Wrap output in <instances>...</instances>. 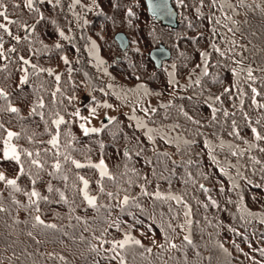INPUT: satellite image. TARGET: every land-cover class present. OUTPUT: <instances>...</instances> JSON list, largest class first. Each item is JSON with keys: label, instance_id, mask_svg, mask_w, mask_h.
<instances>
[{"label": "snow or ice", "instance_id": "obj_1", "mask_svg": "<svg viewBox=\"0 0 264 264\" xmlns=\"http://www.w3.org/2000/svg\"><path fill=\"white\" fill-rule=\"evenodd\" d=\"M177 2L182 7L189 6L185 0H177ZM92 3L95 5L96 0H92ZM45 5L56 8L61 5V0H24L23 6L36 14L38 17L36 23L39 24L40 21L46 19L42 11ZM76 6H81L87 11L91 10L83 5L81 0H72L68 8L71 11ZM12 7L19 9L21 5L13 3ZM192 7L198 17L209 22L210 36L208 48L199 52L200 62L196 63L188 72L187 83L180 84L176 72L177 64L173 63L167 80L171 89L170 98L166 102L160 101L156 106L152 105L151 98L160 97L163 93L153 91L147 84L141 83L135 89L127 90L117 89L113 84L106 86L111 90L112 95L130 107L127 119L131 123L128 127L143 133L154 157V159L147 158L145 142L141 141L138 136H133L128 138L129 143L123 148L121 163L114 170L106 162L103 141H96L100 156L94 161L92 159L93 148L88 144H83L81 137L77 136L72 129V125H76L82 137L89 140L93 137L98 138L100 134L109 129L110 125L115 127L118 123L117 118L105 115L104 119L107 123L101 121L100 127L94 126L92 121L98 118V109H113L114 105L107 100L100 102L95 96H91L90 98L85 97V99L95 102L94 106L92 104L84 105L88 109L87 116L82 115L80 107L69 111L68 107L75 101H79L80 97L75 94L65 95L61 87V75L52 68L40 66L32 59V57L49 54L51 51L49 45L43 40L34 39L35 25L12 19L7 0H0V73H7L11 64H18V70L22 72L18 88L28 84L32 78L40 81L34 85L35 98L31 102L29 117L38 116L44 125L43 133L24 126V122L28 121V118L21 115L20 107L10 99V92L0 86V164L7 161L16 166L15 172L11 176L7 174L6 170H0V186H2L0 188V213L10 211L9 207H5L2 202L3 199H8L11 204L28 212L34 221L33 228L41 226L45 229L61 231L62 228H59L57 224L46 223L41 218V204L68 205L70 212L67 218L69 221L73 219L76 221L74 224L69 223L68 227L73 229L82 227L84 232L90 233L92 240L96 241L95 243L89 242L92 252L97 255L103 253V258L108 260L109 264L111 261H116L117 264H128L129 255L135 259L137 248L143 249L138 253L141 257H144L145 253L149 255L153 253L152 247L146 246L141 239L132 234L134 230H138V226L144 225L141 216H146L153 224L159 223L163 234V243H158L155 239L151 242L163 252L179 250L185 242L187 245L193 244L192 227L194 222L199 223V221L193 219L194 209L188 199V187L191 186L193 189L198 187L205 194L210 193L211 189L200 181L201 179L209 180L211 173L198 172L196 174L188 170L183 181L185 190L179 193L172 190L171 176L176 167L189 168L196 164L199 168V160L192 159L193 154L197 157L200 155L193 149V146L198 143L197 138L203 140V147L207 150V155L212 162L211 166L216 167L219 173L231 182L229 191L240 189L241 185L237 182V177L252 184V181L241 171V168L249 166L248 163L243 165L232 163L231 158L235 157L239 161L252 150H258L259 153L264 154V59L256 66H253L255 61L248 62L249 58L245 56V52L249 51L248 46L236 39V35L241 29L239 21L234 19V15L240 14V8L252 11L259 9L264 14V0H259L258 3L256 0H253V3H248L247 0H237V2H233V0H194ZM205 8L208 10L207 15L203 11ZM127 14L129 17L135 15L131 8L128 9ZM84 23H87V20ZM10 25H19L25 35L14 34ZM58 34L69 42L73 39L63 30H60ZM5 37L15 43L6 46ZM24 42H26L25 49L29 52L27 58L25 55H21L17 48L18 44ZM37 43L40 47H36ZM54 48L59 50L63 48V45L57 42ZM97 48L96 42L92 41L88 49L89 55L97 61L94 66L98 70L102 69L105 75H111L105 67L106 61L97 55ZM76 51L79 52V48ZM179 55L185 61L191 59L183 52ZM61 59L68 66L67 72L70 80L74 71L72 61L67 55H62ZM77 63H79V59ZM181 67L187 68L188 64L182 63ZM222 72L231 75L230 84L227 83V76H222ZM45 73L53 77V86H48L45 81L41 80L42 74ZM88 75L87 72L84 73L85 77ZM4 78L7 79V77ZM136 79L139 80L140 77H136ZM211 85H219L222 90L216 94L212 91ZM71 86L73 90L77 87L74 82H71ZM181 89L185 93L189 89H193V94L180 95L176 99L196 101L207 106L210 117L206 121L198 118L196 114H190L185 110L183 104L174 103L171 93ZM99 91L104 96L110 94L105 90V87H100ZM45 94L51 96V100L47 104L45 103ZM65 100L67 104L64 103ZM246 100L248 108H251L256 114L255 120L245 110ZM226 104L230 105L231 111L225 107ZM138 111L142 112L143 116L137 115ZM4 114L17 118L21 123V130L16 131L7 126L11 121L4 120L2 118ZM181 120L183 123L180 122ZM206 128L212 131L206 134L202 131ZM245 128L250 130V138L247 135H242ZM225 132L227 136L233 138V141L223 138ZM43 136L47 138H41ZM113 138H116L115 133H113ZM133 139L135 144L131 143ZM22 140L27 141L31 147H25L21 143ZM234 141H240L247 147H241L240 143ZM159 142L175 147L181 157L179 163L172 159L170 153L159 150ZM218 153H223L222 158ZM141 157H145L141 168L151 166V179L149 175L142 172L141 168L137 167V162ZM248 160L253 173L258 171L264 174V156L258 158L257 155H250ZM165 161L170 162L173 167H167ZM157 165H161L159 171H157ZM231 169L236 170L235 176L232 175ZM81 170H88V173L82 174ZM89 174L95 175L96 179L89 178ZM261 178L264 179V175ZM157 179L166 181L169 185L168 190H161L160 185L154 183ZM53 181H57L61 186H57ZM39 183L43 184L48 194L41 192ZM218 183L219 191L223 193L225 191L224 182L220 180ZM93 184L96 185L95 189L92 188ZM149 186H151V190ZM255 186L261 187L259 184ZM134 189H139V191H134ZM5 191H7V196H5ZM67 193H71V198ZM16 194L26 197V202L18 199ZM227 203L238 206L239 220L243 222L242 226L247 227L253 220L264 224V212L252 211L245 204L242 194H238L237 200H233L231 197L227 198ZM197 205L204 210L210 207L216 209L221 207L211 195H207V202L197 200ZM79 207H83L85 213L91 209L95 215L91 217L87 215L73 216ZM199 207L196 209L197 211H199ZM123 217H131L132 222L129 223ZM203 219L211 225L212 222L206 211L203 214ZM153 224H149L147 231H141L140 234L147 236L152 232ZM220 226L216 225L217 228ZM110 229L120 233V238L112 236ZM228 230L237 236L243 235L238 228L231 225ZM181 232L184 233L182 241L181 244H177L174 242V238L179 237ZM28 235L33 237L31 231L28 232ZM64 235H68V233L64 232ZM110 236L111 239H109ZM79 238L81 240L88 239L83 235V232ZM36 242L40 243L39 240ZM232 243L235 244V241ZM104 245H108V247H104ZM219 247L224 252H228L223 243H220ZM236 247L239 248V245ZM240 250L243 251V249ZM255 251H259L260 255L264 256V248L255 249ZM49 255L52 256V254ZM156 255L160 257L161 253L158 252ZM54 258L67 264L66 258L62 255ZM170 259H174V257H170ZM251 259L254 264H262L260 261H255V257H251ZM95 264H99V260H96Z\"/></svg>", "mask_w": 264, "mask_h": 264}, {"label": "trees", "instance_id": "obj_2", "mask_svg": "<svg viewBox=\"0 0 264 264\" xmlns=\"http://www.w3.org/2000/svg\"><path fill=\"white\" fill-rule=\"evenodd\" d=\"M193 2L194 0H185V3L189 5L185 8L177 0L173 1V5L178 12L179 25L177 28H170L157 22L149 14L145 0H96L95 5H93L92 0H81L83 5L91 9L90 11L85 10L81 6H76L70 11L68 5L72 3V0H61V5L56 8L51 5H45L42 8L46 19L40 21L39 24L36 23L38 19L36 14L23 6L24 0H7L11 18L22 23L26 22L35 25L34 39L37 41L43 40L51 49L49 54L32 57L33 62L46 68L56 69L62 67L60 72L61 87L65 95L75 94L80 97V100L75 101L73 105L68 107V110L72 111L75 107H80L82 115L88 113V109L84 106L85 104L95 103L90 99H85V97L95 96L98 101L106 97L99 91L100 87H106V82L100 71L94 66L95 64L87 51L88 45L93 40L97 42L100 54L108 62L113 80L128 89H135L137 85L144 83L153 91L161 92L164 95L170 93L171 89L167 84V80L168 72L172 71L171 65L173 63L177 64L176 72L179 81L182 82L187 78L189 70L200 62L199 52L208 48V38L210 36L209 22L196 15L192 7ZM233 2H237V0H233ZM13 3H18L21 7L19 9L13 8ZM129 8L135 13L134 16H128ZM203 11L205 15L208 14L207 8L203 9ZM79 12L85 17L87 23L78 25L77 13ZM239 13V15H234V19L239 21L241 29L237 33L236 39L248 46L249 51L245 52V56L249 58L248 62L255 61L253 66H256L264 59V14L259 9L252 11L246 8H240ZM52 21H55V23H52ZM10 28L14 34L25 35L19 25H10ZM60 30H63L66 35L73 38L71 42L59 36ZM118 32H124L130 38L131 45L125 53L121 52L114 39ZM5 39L7 41L6 46L15 43L8 37H5ZM57 42L63 45L62 49L54 48ZM25 44L26 42L18 44L17 48L19 53L27 58L29 52L25 49ZM160 45H165L171 51L172 59L169 62H165L161 69H157L150 59L149 53ZM36 47H40V45L37 43ZM77 48H79V52L76 51ZM181 52L185 53V56L191 57V59L185 61L179 55ZM13 55L15 56V54ZM62 55H67L72 61L74 71L70 80L67 72L68 66L63 63ZM78 59L79 63H77ZM185 62L188 67L182 68L181 65ZM18 69V64H11L7 73H0V86L5 87L10 92V99L16 106L20 107L21 115L28 118V121L24 122V126L43 133L44 125L40 118L38 116L29 117L32 107L31 102L35 98L34 85L40 81L32 78L28 84L21 85L18 88L17 85L22 76V72ZM85 72L89 74L88 77L84 76ZM222 76H227V83H231L232 77L230 74L222 72ZM4 77H7V79ZM136 77H140V79L137 80ZM41 80L45 81L48 86L54 85L53 77L48 76L46 73L42 74ZM71 82L77 85L75 90H73ZM211 88L216 94H219V91L222 90L219 85H211ZM192 94L193 89H189L186 93L181 89L175 92L172 98L174 103L183 104L185 110L189 111L190 114H196L198 118L206 121L210 117V111L207 106L196 101L176 99L180 95L188 96ZM50 100V94H45V103L47 104ZM64 103L67 104V101L65 100ZM247 105L248 101L246 100L245 110L255 120L257 118L255 112L248 108ZM225 107H228L230 111L232 110L229 104H226ZM237 115L239 117V112ZM2 118L6 121H11L7 126L12 127L16 131L21 130V123L18 122L17 118H13L8 114H4ZM116 118L118 123L115 127L110 125L109 129L100 134L98 138L93 137L91 140L82 137L79 128L76 125H72L73 131L77 136L81 137L82 143L88 144L93 148L92 159L95 161L100 156L96 141L101 140L105 145L103 151L106 162L111 169L115 170L116 166L121 163L123 148L129 143L128 138L133 136H138L141 141L145 142L147 158L154 159L151 147L143 133L128 127L131 122L127 119V115L120 113ZM180 122L183 123L182 120ZM202 131L208 134L212 130L206 128L202 129ZM113 133L116 134L115 139L113 138ZM242 135H247L250 138V130L245 128ZM41 138L46 139L47 137L43 136ZM223 138L233 140L232 137L227 136L226 132L223 133ZM197 140L198 143L193 146V149L194 152H199L200 155L197 157L193 154L192 159L194 161L199 160V168L196 164L189 168L176 167L174 174L171 176L172 190L179 193L185 190L183 181L188 170L196 174L198 172L211 173L209 180L201 179L200 181L211 189L210 193L205 194L198 187L195 189L191 186L188 187V199L194 209L193 219L194 221H199V223L194 222L192 227L193 244L187 245L185 242L179 250L173 249L163 252L151 242L155 239L158 243H163V234L159 223L153 224L146 216H141L140 218L144 220V225L138 226V230H134L132 234L141 239L146 246L152 247L153 253L151 255L145 253V256L141 257L138 253L142 252L143 249L137 248L135 259L129 255L128 264H254L251 257H255V261H260L264 264V256H261L259 251H255V249L264 248V224H260L258 220H253L247 227L242 226L243 222L239 220L240 212L238 206L227 203V198L231 197L233 200H237L238 194H242L245 204L252 211L264 212V179L261 178L264 174L258 171L253 173L248 160L250 155H257L259 158L264 156V154L259 153L258 150H252L250 153H246L239 161L235 157L231 158L232 161L241 165L248 163L249 166L241 168V171L252 181V184H248L246 180L237 177V179H240L238 182L241 185L240 189L229 191L231 182L227 177L219 173L216 167L211 166L212 162L207 155V150L203 147V140L200 138H197ZM234 142L243 144L240 141ZM21 143L25 147H31L27 141L22 140ZM131 143L135 144V140H131ZM159 150L170 153L172 159L179 163L181 157L174 146L159 142ZM218 155L222 158L223 153H218ZM144 158H139L137 162L138 168H141ZM164 163L169 168L173 167L168 161ZM160 167L161 165L156 166L157 171L160 170ZM15 168L16 166L13 163L7 161L0 164V170H6L9 176L14 174ZM141 170L149 175L150 179L152 178L151 166H144ZM81 173L87 174L88 170H81ZM89 178L95 180L96 176L89 174ZM21 179L23 180V178ZM220 180L224 182L225 191L223 193L219 191L220 185L218 181ZM53 183L61 186L57 181H53ZM154 183H158L161 190H168L169 185L166 181L157 179ZM257 184L261 185V187H256L255 185ZM38 186L42 193L48 194L42 183H39ZM95 187L96 185L93 184L92 188L95 189ZM149 187L151 190V186ZM134 191H139V189H134ZM67 194L71 198V193ZM207 195H211L218 201L221 206L220 209L210 207L204 210L197 205V200L207 202ZM5 196H7V191H5ZM16 196L22 202H26V197L22 194H16ZM2 202L5 207H9L10 211L0 213V264H65L64 261L54 258L60 255L66 258L67 264H95L96 260H99V264H109V261L103 258V253L97 255L90 250L89 242L95 243L96 241L92 240L89 232H84L82 227L77 229L68 227L69 223H76L74 219L69 221L67 218L70 212L68 205L41 204V218L46 223H55L59 228H62L61 231H55L41 226L33 228L32 224L34 221L28 212L19 206L11 204L8 199H3ZM77 203H79L78 200ZM198 207L199 211L196 210ZM205 211L212 222L211 225L203 219ZM77 215L91 217L95 213L91 209L85 213L83 207H79L73 213V216ZM123 219L128 220L129 223L132 222L131 217H123ZM149 224H153L152 232L148 233L147 236H142L140 234L141 231H147ZM218 224L221 225L219 228L216 227ZM229 225L238 228L243 235L237 236L229 231ZM29 231L33 233L35 239L28 235ZM109 231L112 236L120 238V233H116L112 229ZM64 232H67L68 235H64ZM81 232L88 239L81 240L79 238ZM183 234L181 232L179 237H175L174 242L181 244ZM111 238L110 236L109 239ZM37 240L40 243H37ZM233 241H235V244L232 243ZM220 243H223L224 247L228 249L227 253L219 247ZM236 245H239V248ZM104 247H108V245H104ZM240 249H243V251ZM158 252L161 253L160 257L156 255ZM49 254H52V256L50 257ZM170 257H174V259H170ZM111 264H117V262L111 261Z\"/></svg>", "mask_w": 264, "mask_h": 264}, {"label": "water", "instance_id": "obj_3", "mask_svg": "<svg viewBox=\"0 0 264 264\" xmlns=\"http://www.w3.org/2000/svg\"><path fill=\"white\" fill-rule=\"evenodd\" d=\"M173 1L175 0H145V3L149 14L157 22L170 28H177L179 25L178 12L173 5ZM114 39L123 52L130 48L131 41L126 33L118 32ZM149 56L157 69H161L165 62H169L172 59V53L165 45L152 49Z\"/></svg>", "mask_w": 264, "mask_h": 264}, {"label": "rangeland", "instance_id": "obj_4", "mask_svg": "<svg viewBox=\"0 0 264 264\" xmlns=\"http://www.w3.org/2000/svg\"><path fill=\"white\" fill-rule=\"evenodd\" d=\"M247 2L248 3H253V0H247ZM256 2L258 3L259 0H256ZM77 14H78V20H77L78 25H83L84 24V21L86 20L85 17L80 12L77 13ZM93 41H95V40H93ZM96 44H97V42H96ZM90 46H91V43H90V45H88L87 51L90 48ZM88 53H89V51H88ZM97 55L100 58H102L104 61H106L102 57V55L100 54L99 47L97 48ZM91 59L93 60V63L94 64L97 63V61L95 59H93L92 57H91ZM105 67H107L108 72L111 74V71L109 69L108 62L107 61H106ZM54 70L58 74H60V72L62 70V67H58V68H56ZM99 71H100L102 77L104 78V80L106 82V86L108 84H113V85H115L117 87V89H119V88H123L124 90H127L128 89L125 86H123L121 83L114 81L113 78L111 77V75H105L103 73V70L102 69H100ZM185 83H187V78H185V80H183L182 82H180L181 85H184ZM105 90L106 91H109L110 94H109V96H106L104 99H102L100 102H103V101L107 100L109 103H112L114 105V108L113 109H98V118L97 119H94L92 121V124L94 126H96V127H100L101 126V121H104V123H106V120L104 119L105 118V115L117 117V115L120 114V113H124L126 115L130 114V107L128 105H126L125 103H123L121 100H118L116 98V96L112 95L111 94V90L107 89V87H105ZM173 94L174 93H171V98L173 97ZM169 98H170V93H168L166 95L163 94L160 97H152L151 98V103H152L153 106H156L160 101L166 102ZM94 104H92V105L94 106ZM87 115H88V113L85 116H87ZM137 115L143 116V113L138 111L137 112ZM226 140L233 141V140H230V139H226ZM241 147H245L246 148L247 146L244 145V144H241ZM163 148H165V146H163ZM232 163H236V162L235 161H232ZM231 172H232V175L235 176L236 170L235 169H231ZM239 181H240V179H237V182H239Z\"/></svg>", "mask_w": 264, "mask_h": 264}, {"label": "bare ground", "instance_id": "obj_5", "mask_svg": "<svg viewBox=\"0 0 264 264\" xmlns=\"http://www.w3.org/2000/svg\"><path fill=\"white\" fill-rule=\"evenodd\" d=\"M119 49H120V47H119ZM121 50V49H120ZM121 52H123L122 50H121ZM123 53H125V52H123Z\"/></svg>", "mask_w": 264, "mask_h": 264}]
</instances>
